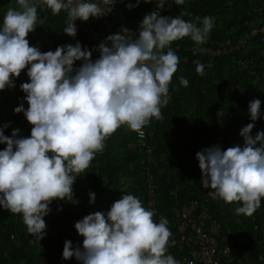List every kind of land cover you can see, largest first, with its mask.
Returning a JSON list of instances; mask_svg holds the SVG:
<instances>
[{
  "label": "clouds",
  "instance_id": "9594fccd",
  "mask_svg": "<svg viewBox=\"0 0 264 264\" xmlns=\"http://www.w3.org/2000/svg\"><path fill=\"white\" fill-rule=\"evenodd\" d=\"M116 2L102 0L108 6L105 11L91 0H16L18 7H9L0 24V91L15 88L14 79L27 69L29 82L20 89L28 108L21 103L14 112L23 113L32 126L30 136L22 138H17L20 129L9 137L4 134L9 125L0 127V144L6 145L0 150V207L22 215L33 237L30 242L48 241L44 217L51 213L53 201L78 203L73 193L76 178L104 152L106 141L118 129L125 127L143 140V129L152 119H163L161 109L171 99L169 85L180 63L170 45L190 37L193 55L203 53L200 46L214 27L212 16H197L194 21H185L182 15L162 16L165 0H160L145 14L138 34L121 27L92 50L79 41L46 52L30 46L29 33L38 19L43 23L38 10L51 15L64 11L63 32L75 38L77 19L102 17ZM173 2L183 5L185 0ZM93 51L99 53L95 60ZM77 61L82 63L74 67ZM193 63L203 76L205 65ZM179 83L187 87L189 81L181 76ZM260 108L259 99L249 103L251 121L261 118ZM254 127L249 123L240 130L242 146L223 150L216 144L196 153L203 188L210 189L207 194L213 200L238 204L237 216H252L264 199V131L253 137ZM88 195L89 203H94L95 193ZM155 215L156 210L145 208L137 196L123 192L106 215L97 211L76 221L82 246L65 240L62 258L74 257L79 264H180L169 254L175 241H170L168 219L156 222Z\"/></svg>",
  "mask_w": 264,
  "mask_h": 264
},
{
  "label": "trees",
  "instance_id": "16d2710c",
  "mask_svg": "<svg viewBox=\"0 0 264 264\" xmlns=\"http://www.w3.org/2000/svg\"><path fill=\"white\" fill-rule=\"evenodd\" d=\"M159 2L160 0H151L144 3L141 0L138 6L129 9L127 5H136V0H117L116 15L113 19L115 22L132 26L136 18H144L145 14L156 9V3ZM257 3L258 0H185L183 5L169 6V9H180L185 21H194L197 16L214 17V27L205 43L213 45L218 40H238L247 28V20L254 22L257 17L263 16L262 12L251 10ZM15 4L16 0H0V24L6 13L2 10L3 7ZM65 14L61 11L58 15H51L49 12L38 10L43 23L38 19L35 31L29 33L27 39L30 46L46 52L55 51L62 45H75L77 41L81 44V33L77 32L73 38L63 32ZM260 23H263V20ZM178 42L179 48L175 53L180 63L169 85L171 99L168 105L161 109L163 119L153 118L150 125L145 127L148 151L145 150L146 147L139 145L132 131L118 129L106 141L104 152L97 154L86 172L76 178L73 193L78 203L61 204L59 207L62 211H58V206L51 204L53 210L44 218L47 224V242H30L33 237L27 232L22 215L11 214L0 207V264H79L74 257L68 260L56 259L50 263L46 259L62 251L60 230L65 224L67 230L74 228L76 218L89 197V193L85 192L89 190L98 193L94 213L100 211L106 215L113 202L119 199L123 192L137 196L146 208L145 179L148 171L152 174L151 185L155 191L152 209L167 218L168 227H171V207L196 197L200 170L196 153L210 147L203 138L210 140L218 134L223 143L221 148L227 149L243 145L240 130L249 123L255 124L251 133L253 137L257 132L264 131V98L260 97V91L250 89L254 74L259 72L264 64V55L261 53L264 44L260 35L245 41L238 52V55L253 57V65H248L247 69L234 67L227 56L211 58L204 53L193 55L195 44L190 37L182 38ZM194 60H199L205 65L203 76L197 74ZM81 63L82 61H77L74 67H79ZM252 68L255 70L254 74L249 71ZM181 76L188 79L187 87L180 85ZM25 82H29L28 76ZM254 99L261 101V118L255 122L251 121L248 112V105ZM16 107L11 97L0 96V127L9 125L4 128L6 136L11 137L12 131L18 128L20 131L17 138L28 137L32 126L21 121L22 117L14 112ZM4 109L8 112L7 116L2 115ZM220 112L228 113L232 117L221 126L217 123ZM185 119L189 120L187 126L183 124ZM164 135H174L175 142L167 146ZM5 147V144H0V150ZM124 177H127L129 182L122 188ZM221 201L210 200V213L221 222L222 227L224 224L228 227L241 226L248 237L240 262L228 264H248L245 258L247 246H251L256 264H264V199L261 207L252 216H237L234 210L239 205L223 202L225 208L232 211L233 218H227L220 212ZM174 239L172 236V240ZM170 248L173 253L176 252L175 245L170 244ZM39 256H43L41 262L37 260Z\"/></svg>",
  "mask_w": 264,
  "mask_h": 264
},
{
  "label": "built area",
  "instance_id": "2783aa9c",
  "mask_svg": "<svg viewBox=\"0 0 264 264\" xmlns=\"http://www.w3.org/2000/svg\"><path fill=\"white\" fill-rule=\"evenodd\" d=\"M91 2L100 3L105 11L108 9V6L102 4V0H91ZM251 10L256 13L262 12L264 14V7H260L259 9L252 7ZM160 13L162 16H171L173 18L182 15L183 18V12L180 9H169L168 5H165V7L160 10ZM115 15L116 7L114 5L112 10L102 17L90 18L86 22L77 19L75 21L77 32L81 33L83 36L81 40L82 47L92 50L104 41L108 35L118 33L121 27H127L133 33L138 34L139 25L143 18H136L133 25L128 26L120 22H115L113 19ZM64 19H66V14ZM247 21V31L244 34L245 37L243 35L241 39L236 41L230 39L218 40L215 41L213 45L203 44L200 46L205 50L203 53L211 58L227 56L232 65L239 69H247L248 65L252 67L253 57L245 56V54L238 55V52L241 50L245 41L257 35H260L264 43V24L260 23L255 26L251 23V20L249 21L250 23ZM170 47L175 52L179 48L178 40L174 41ZM166 51L167 49H165V52ZM92 57L98 58L99 53L93 51ZM249 71L253 72V68ZM143 130L145 132V128ZM133 134L137 138L139 145L141 147H146L145 150L148 151L145 137L141 140L137 133L133 132ZM151 176L152 174L148 171L145 179V205L148 209H152L155 201V191L151 185ZM200 178L201 171L199 170V184L196 197L187 200L179 206L171 207L173 223L169 229L172 236L175 238L176 252L173 253L172 249L169 247V254L177 261H180V264L239 263L248 237L241 226L228 227L227 224H224L222 227L221 222L210 213L209 203L212 198L207 194L210 189L203 188ZM65 203H67V201L55 200L52 204L60 206ZM49 207L53 210L51 205H49ZM48 216L49 214L44 218ZM84 216L86 215L81 214L76 218V221L81 220ZM161 217L162 215L156 213L154 219L156 222H159ZM172 236L170 241L172 240ZM46 238L47 234L44 239Z\"/></svg>",
  "mask_w": 264,
  "mask_h": 264
},
{
  "label": "crops",
  "instance_id": "0c3cea01",
  "mask_svg": "<svg viewBox=\"0 0 264 264\" xmlns=\"http://www.w3.org/2000/svg\"><path fill=\"white\" fill-rule=\"evenodd\" d=\"M9 7H13V5H6V6L3 7L2 10L3 11H7V9ZM261 53H262V55H264V49L263 48L261 50ZM263 72H264V64L261 67L260 71L256 73V75H258V77H256V80L257 81L256 82H252V80H251V82H250L251 83V88L250 89H259L260 90V93H261L260 96L262 98H264V96H263V92H264L263 88H264V85L262 84V81L264 82V76L262 75ZM26 73H27V69H25L24 71L21 72V74H24L23 77L19 76L17 79H14L15 88L5 89L3 91H0V96L1 95H5V96L11 97L10 96V93H12L13 94V97H11V98L14 100V102L17 105V107L21 103H23V105H25V109L28 108V104H27L26 100L24 99L25 93H23V92H21L19 90H20V85L25 82V78L27 76ZM254 78L255 77H253V79ZM259 82L262 84V86H259L260 85V84H258ZM18 114L22 117L21 118V121L22 122H24L26 124H29L28 121L26 120L25 116L23 115V113H18ZM2 115L7 116L8 115L7 114V110L4 109L2 111ZM231 119H232V117L230 116V114L225 113V112H220L219 115H218V117H217V123H218L219 126H221V125H224L225 123L229 122ZM11 124H13V121H12ZM183 124L185 126H187L189 124V120L188 119H185L183 121ZM122 128L123 129H126L125 127H121L120 129H122ZM163 139L165 140V143H166L167 146L170 145L171 143L173 144L175 142L174 135H164L163 136ZM203 141L204 142H207V144L210 145V147L211 146H214L216 144H219L221 147H223V143H222L220 137L218 136V134H216L213 137H211L210 140H206V139L203 138ZM128 182H129V179L127 177H124L122 179V183H123L122 184V188H124L125 185L128 184ZM85 193L88 194L89 193V190H87ZM94 193H95V202L90 204L89 203V199L90 198L88 197L87 198L86 205L81 209V212L80 213H84L86 215H88L90 213H94V211H95L94 205L96 204V200H97V197H98V193H96V192H94ZM219 208H220L219 209L220 212L223 213L225 215V217H227V218H233L234 217L232 211L225 208V205H224L223 201L220 202ZM59 234H60V238H61L60 241H61L63 247H64V241L65 240H71L72 243H73V247H75L77 245H81L82 246L83 237L80 236L76 232V230L74 228L67 230L66 229V224H65L64 228L62 230H60V233ZM63 247L61 248L62 249L61 252H58V253H56V255H53L51 257L49 256L46 259L47 262L50 263L52 260L61 259L62 258V253H63ZM245 258L248 261L247 262L248 264H256V262H255V260L253 258V252H252L251 246H247L246 251H245ZM37 260H39V262H41L43 260V256H39L37 258Z\"/></svg>",
  "mask_w": 264,
  "mask_h": 264
},
{
  "label": "rangeland",
  "instance_id": "374dc122",
  "mask_svg": "<svg viewBox=\"0 0 264 264\" xmlns=\"http://www.w3.org/2000/svg\"><path fill=\"white\" fill-rule=\"evenodd\" d=\"M165 4L166 5H168V6H178L179 7V5H176L174 2H173V0H165ZM264 5V0H258V3H257V6H256V8L257 9H259L260 7H262ZM13 7H18V5H13ZM239 15L241 14L240 12L238 13ZM261 20H263V24H264V14H263V16H260L259 18L257 17L255 20H254V22H251V23H253L255 26L256 25H258L259 23H260V21ZM250 20H248L247 22L248 23H250L249 22ZM246 31H247V28H246V30L243 32V34L241 35V37H239V39H241L242 37H243V35L246 33ZM244 37H245V35H244ZM264 44V43H263ZM251 73H255V70L253 69V72H251ZM250 73V74H251ZM255 76V78L254 79H252V82H256L257 80H256V77H258V75H256V73L254 74ZM262 75L264 76V72L262 73ZM21 77H23L24 76V74H21L20 75ZM263 78V77H262ZM15 79H17V78H15ZM258 84H260L259 86H262V84L264 85V82L262 81V84L259 82ZM255 90H258V91H260L259 89H255ZM263 90H264V88H263ZM19 91H21V89L19 90ZM22 92V91H21ZM10 96L11 97H13V94L12 93H10ZM263 96H264V92H263ZM261 97V96H260ZM20 106V105H19ZM24 106V108H25V105H23ZM8 113V112H7ZM86 215V214H85Z\"/></svg>",
  "mask_w": 264,
  "mask_h": 264
}]
</instances>
